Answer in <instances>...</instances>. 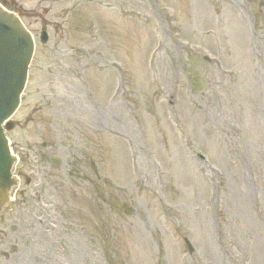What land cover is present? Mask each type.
Wrapping results in <instances>:
<instances>
[{"label":"rangeland","instance_id":"1","mask_svg":"<svg viewBox=\"0 0 264 264\" xmlns=\"http://www.w3.org/2000/svg\"><path fill=\"white\" fill-rule=\"evenodd\" d=\"M18 2L0 264H264V0Z\"/></svg>","mask_w":264,"mask_h":264},{"label":"water","instance_id":"2","mask_svg":"<svg viewBox=\"0 0 264 264\" xmlns=\"http://www.w3.org/2000/svg\"><path fill=\"white\" fill-rule=\"evenodd\" d=\"M32 54L33 42L29 33L25 31L15 16L0 9V76L5 70L7 73V79L1 85L2 91L0 93L1 132L3 131L2 123L18 104V97L23 90L25 74ZM0 140H2L1 137ZM3 147L0 163V184L4 185L11 181L8 168L11 170L14 161L10 157L7 144H3ZM5 159L7 166L3 168L1 164ZM3 204L4 201H0V211Z\"/></svg>","mask_w":264,"mask_h":264},{"label":"bare ground","instance_id":"3","mask_svg":"<svg viewBox=\"0 0 264 264\" xmlns=\"http://www.w3.org/2000/svg\"><path fill=\"white\" fill-rule=\"evenodd\" d=\"M198 112L199 113H202V108H198ZM250 183L246 182L244 183V186H243V190H242V195H244V193L247 194V200L249 201L250 205L255 207L256 206V202L254 200H252V188L250 187ZM258 210H263L264 211V206H260L258 208ZM259 237H261V235H259Z\"/></svg>","mask_w":264,"mask_h":264}]
</instances>
